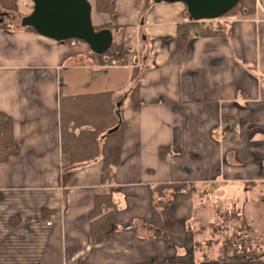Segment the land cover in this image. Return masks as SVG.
Returning <instances> with one entry per match:
<instances>
[{
  "label": "crops",
  "instance_id": "1",
  "mask_svg": "<svg viewBox=\"0 0 264 264\" xmlns=\"http://www.w3.org/2000/svg\"><path fill=\"white\" fill-rule=\"evenodd\" d=\"M88 1L93 25L110 23L131 41L127 64H104L79 40L4 25L0 14V112L12 118L19 148L0 162V264H264V252L255 259L221 258L218 232H229L224 220L232 215L212 209L215 201L227 203L224 187L264 185V0H256L249 18H227L226 36H191L180 66L176 32L187 19L183 3L114 0L112 18ZM136 34L145 44L141 61ZM135 64L138 108L129 104ZM100 92L113 93L123 122L121 161L110 183L101 182L100 158L71 168L60 145V97ZM160 148H167L164 158ZM177 182L197 189L171 203L181 240L148 237L151 189ZM99 195L112 200L120 231L93 242L90 211ZM239 198L237 217L252 229L251 216L261 210L255 218L264 235L263 203Z\"/></svg>",
  "mask_w": 264,
  "mask_h": 264
},
{
  "label": "trees",
  "instance_id": "2",
  "mask_svg": "<svg viewBox=\"0 0 264 264\" xmlns=\"http://www.w3.org/2000/svg\"><path fill=\"white\" fill-rule=\"evenodd\" d=\"M11 1L14 5L17 2V0ZM255 7L256 0H239L237 5L224 16L249 18L254 15ZM95 10L98 13H107L112 18L116 17L114 0H95ZM185 15L187 19L177 24L176 32V51L179 66L182 64L185 46L191 36H226L229 30L227 18L224 21H221V18L209 21H193L189 19L186 8ZM20 27L22 26L20 25ZM103 27H107L111 31L113 28H116V26H112L110 23L105 24ZM22 28L35 31L30 27ZM101 55L103 56L102 62L104 64L122 65L128 62L122 45L116 44L115 41ZM132 79L134 85L129 95V104L132 107L138 108L141 105V101L139 97L138 68H136V65H134ZM116 107L112 92L80 94L60 97L59 99L61 152L69 155L71 168L86 165L100 158L102 161V183L115 181V173L121 161L124 141L123 122L119 111L120 106H118V111ZM166 149L160 148L159 157H165L164 153L166 151L164 150ZM18 153L19 148L13 136V120L10 116L0 112V162H5ZM196 190L195 186L186 182L160 183L153 187L151 189L150 225L147 227L151 232L148 237L181 240L183 226L174 218L170 208L171 203L180 194L183 198H190ZM167 194L168 196H166ZM112 205L113 202L109 196H96L94 207L90 211L92 219L91 241L99 242L113 238L120 231L114 224L112 215L110 214ZM42 211L44 212V210ZM15 223L16 221L13 220L11 225ZM138 226L146 227L140 223ZM138 226L133 225L131 228L136 230ZM235 233L237 236L239 235L238 232L235 231ZM244 243L243 240L241 242L237 241V243L225 240L221 258L237 260L255 259L256 254L246 252L250 248L243 247ZM227 248L233 249L231 256L227 255ZM143 264H185V262L183 260H165L159 262L151 261Z\"/></svg>",
  "mask_w": 264,
  "mask_h": 264
},
{
  "label": "water",
  "instance_id": "3",
  "mask_svg": "<svg viewBox=\"0 0 264 264\" xmlns=\"http://www.w3.org/2000/svg\"><path fill=\"white\" fill-rule=\"evenodd\" d=\"M154 3L184 4L189 19L193 21L216 20L224 16L239 0H151ZM30 13L20 19L22 27H30L40 35L65 41L75 39L88 48L103 54L113 42V32L103 27L95 29L91 20L88 0H30Z\"/></svg>",
  "mask_w": 264,
  "mask_h": 264
},
{
  "label": "rangeland",
  "instance_id": "4",
  "mask_svg": "<svg viewBox=\"0 0 264 264\" xmlns=\"http://www.w3.org/2000/svg\"><path fill=\"white\" fill-rule=\"evenodd\" d=\"M7 2H9V3H7ZM31 9H32V3L30 2V0H17L15 5L13 4V2L11 0H5V2H4V0H0V14L4 16V17H2V19L5 22L4 25L9 24L12 27L13 26L14 27H20L21 17L30 13ZM226 18H231V17L222 16L220 20L224 21ZM207 21H209V20H207ZM104 25H102V26H104ZM102 26H95V28L99 29L100 27L102 28ZM112 32H113V41H115L116 44L122 45V48L125 51L126 59L128 61L129 58L131 57V54H132L130 51L132 49L131 44H130L131 41L125 38L126 36H125V34H122L123 32L119 33L117 27L115 29L113 28ZM136 35H138V34H136ZM134 42H135L134 43V45H135L134 46V53H136L135 55H137V59H140V61H141V58H142L141 56L144 53L143 51L145 48V44L141 40L140 35L137 36V39L134 40ZM101 57H102V61H103V56L101 55ZM224 189L227 191L225 198H224L227 203L224 202V204H222L219 201H215V203H213V205H212V209L217 215L219 214L220 217H221V214H223L224 212H228V213H226V215L230 214V215H232L233 218H231L230 220L229 219L224 220V224L228 225L230 227V229H229L228 233L218 232L219 234H222V236L224 237L223 238L224 240L222 238L220 239V237H219L218 241H221V243H222V240H223V243H224L225 240H230V242H232V243H237V241L241 242L243 240V243H244V240H245L243 247H249L250 248V250L246 251V252H249L250 254H256L255 256H257L259 253L264 252V250H263V248H264V235L259 233V232H263V229H262L263 225L258 223L259 221L261 222L262 220L257 219V222H256V218H255L256 216L262 217V215L260 213L261 210H255L254 211L253 206L249 205L251 207V209L254 211L253 215L251 216L252 217L251 218L252 223L249 225L252 229H250L248 227V224H249L248 221H246L247 222V225H246L243 221H241L242 220L241 217H239V216L237 217L236 209L240 208V203H237L238 201H241L239 196L240 197L245 196L246 198H248L250 200L254 199L255 203H257V204L263 203L262 205L264 206V185H261V186L242 185L240 187L235 186L234 188H227V187L225 188L224 187ZM229 189L232 191L229 192L228 191ZM219 193H221V192H218L217 194H219ZM235 197H237V199H236L237 202H235V200H234ZM232 206H234V208H232ZM206 207L207 208L205 210H201V212L204 214L206 213V211L210 210L209 204H206ZM226 217H228V216H226ZM224 224H222V225H224ZM212 227H214V228H211L212 231H213V229H218L219 231H222L220 226H218L217 228L215 226H212ZM212 231H209L208 233H213ZM235 231L238 232V234H239L238 236L236 235ZM209 241L215 242V239H210ZM204 242H207V241H204ZM255 249H257L259 251H256ZM228 253L231 254L232 252L229 251Z\"/></svg>",
  "mask_w": 264,
  "mask_h": 264
},
{
  "label": "built area",
  "instance_id": "5",
  "mask_svg": "<svg viewBox=\"0 0 264 264\" xmlns=\"http://www.w3.org/2000/svg\"><path fill=\"white\" fill-rule=\"evenodd\" d=\"M136 65V64H135ZM47 225H51V221H47L46 222Z\"/></svg>",
  "mask_w": 264,
  "mask_h": 264
}]
</instances>
